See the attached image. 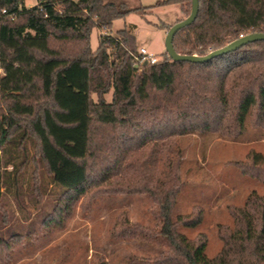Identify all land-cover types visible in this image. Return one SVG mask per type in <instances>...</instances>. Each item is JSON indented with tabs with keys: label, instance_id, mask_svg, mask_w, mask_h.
I'll list each match as a JSON object with an SVG mask.
<instances>
[{
	"label": "trees",
	"instance_id": "obj_1",
	"mask_svg": "<svg viewBox=\"0 0 264 264\" xmlns=\"http://www.w3.org/2000/svg\"><path fill=\"white\" fill-rule=\"evenodd\" d=\"M24 1L0 0V196L16 188L17 161L34 142L62 198L75 201L122 180L115 191L147 196L155 206L157 229L131 227L166 247L156 264H205L204 246L192 250L173 232L181 157L162 178L157 154L188 134L237 140L247 118L264 133V41L202 64L166 55L139 70L134 26L100 34L95 50L93 29L110 32L116 20L187 0L137 8L105 0H37L26 8ZM254 33H264V0H198L195 20L175 34L173 47L205 56ZM250 165L264 182V158L253 155ZM261 220L264 240V210Z\"/></svg>",
	"mask_w": 264,
	"mask_h": 264
},
{
	"label": "rangeland",
	"instance_id": "obj_2",
	"mask_svg": "<svg viewBox=\"0 0 264 264\" xmlns=\"http://www.w3.org/2000/svg\"><path fill=\"white\" fill-rule=\"evenodd\" d=\"M105 1L140 7L132 0ZM139 1L146 6L161 0ZM36 4L37 0L24 1L26 8ZM190 7V0L182 1L177 6L154 9L144 17L131 14L116 20L110 32L93 29L90 47L97 48L100 34L114 35L134 26L137 50L144 48L160 61L167 55L166 32L156 28L183 20ZM179 8L181 17L175 21ZM92 99L96 101L95 94ZM104 99L111 101L112 90ZM27 148V157L22 162L20 155L17 161L16 188L0 196V264L158 262L166 247L139 236L131 227L157 229L155 206L147 196L115 191L124 184L116 179L112 186L101 185L102 191L93 189V195L75 201L64 199L62 190L51 183L40 165L36 143L29 142ZM157 155L156 168L162 178L167 176L174 158L181 157L182 188L173 218L178 240L192 250L204 246L205 264L264 262V182L249 169L253 155L264 158V133L252 128L247 118L244 133L237 140L188 134L165 142Z\"/></svg>",
	"mask_w": 264,
	"mask_h": 264
},
{
	"label": "water",
	"instance_id": "obj_3",
	"mask_svg": "<svg viewBox=\"0 0 264 264\" xmlns=\"http://www.w3.org/2000/svg\"><path fill=\"white\" fill-rule=\"evenodd\" d=\"M190 1H191L190 14L183 20L178 21L175 24H173L169 28V30L166 32V36L164 40L165 52L167 53V55L172 61L202 64L214 58L231 53L237 50L238 48H240L241 46H244L248 43L264 41V33H254V34H249L247 36L241 37L238 40L227 44L223 48L212 51L205 56L182 55V54L176 53L173 47V38L175 34L179 30L189 26L195 20L197 13H198V0H190ZM144 65H146V63H144Z\"/></svg>",
	"mask_w": 264,
	"mask_h": 264
},
{
	"label": "built area",
	"instance_id": "obj_4",
	"mask_svg": "<svg viewBox=\"0 0 264 264\" xmlns=\"http://www.w3.org/2000/svg\"><path fill=\"white\" fill-rule=\"evenodd\" d=\"M3 13H5V11H3ZM11 20H13V18H11ZM241 37L242 36H240V38ZM138 55V58H136L137 65H142L144 63L154 64L158 61L154 54L147 52L144 48L139 49Z\"/></svg>",
	"mask_w": 264,
	"mask_h": 264
},
{
	"label": "crops",
	"instance_id": "obj_5",
	"mask_svg": "<svg viewBox=\"0 0 264 264\" xmlns=\"http://www.w3.org/2000/svg\"><path fill=\"white\" fill-rule=\"evenodd\" d=\"M162 1V0H161ZM132 4H135V6H141L142 7V4L140 3V1L139 0H132ZM159 2V1H158ZM157 3V2H156ZM155 3V4H156ZM151 5H153V4H151ZM151 5H146V6H151ZM171 6H177V5H171ZM171 6H167V7H171ZM159 8H164V7H157V8H155V9H159ZM181 17V12H180V8H179V15L175 18V21L176 20H178L179 18ZM174 21V22H175ZM157 29V28H156ZM157 30H159V29H157Z\"/></svg>",
	"mask_w": 264,
	"mask_h": 264
}]
</instances>
